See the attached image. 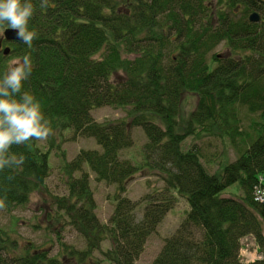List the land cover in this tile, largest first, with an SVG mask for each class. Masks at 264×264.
Returning <instances> with one entry per match:
<instances>
[{"label": "trees", "instance_id": "1", "mask_svg": "<svg viewBox=\"0 0 264 264\" xmlns=\"http://www.w3.org/2000/svg\"><path fill=\"white\" fill-rule=\"evenodd\" d=\"M32 3L31 48L5 41L3 32L13 29L0 26V78L13 60L30 56L23 91L39 101L53 134L11 148L25 163L0 172L3 209L47 193L49 156L65 133L95 147L61 166L63 194L49 193L33 225L46 242L22 243L0 227V264H142L145 243L179 201L187 208L177 226L143 264H264V0ZM187 93L198 101L183 120ZM101 107L123 109L127 119L98 122L92 113ZM134 128L145 137L140 147ZM191 136L215 142L185 146ZM128 148L141 150V162L123 158ZM135 175L162 185L141 198L140 211L126 196ZM92 182L114 190L106 224L96 216ZM67 232L81 247L65 241ZM248 237L258 257L243 263Z\"/></svg>", "mask_w": 264, "mask_h": 264}, {"label": "rangeland", "instance_id": "2", "mask_svg": "<svg viewBox=\"0 0 264 264\" xmlns=\"http://www.w3.org/2000/svg\"><path fill=\"white\" fill-rule=\"evenodd\" d=\"M1 47V46H0ZM220 48H218L215 53H219ZM14 61V60H13ZM12 61V62H13ZM12 64V63H11ZM198 96L186 94L182 97L181 105H180V118H187L192 111L196 108ZM94 119L98 122H107V121H118V120H126V113L123 109L112 108V107H101L95 109L92 113ZM142 129L134 128L131 130L132 135L134 137V141H136V147L141 146L145 142L144 134H142ZM71 133H65L63 141L56 140V144L58 147L53 149V153H50L48 164L51 167L50 176L46 180L47 184V193L40 191H36L34 195L31 196L28 205H26L22 209L17 210H5L0 209V227L5 229L11 236L17 238V240L24 242H32L35 246H41L44 242L47 241L46 236L41 230H34L33 225L37 220L41 222V218L43 216V211H40L43 208L44 211H47V207H45L49 202V193L53 194H63L62 187V176L59 173L61 166L63 163L71 160L75 154L81 150H89L94 149V144L90 139L83 138H73ZM70 137V138H69ZM67 138H69L67 140ZM197 138V137H196ZM195 136L188 137L185 140V146H190L195 142L201 143L204 141L206 146L209 142H215L211 138H200L196 140ZM213 146V143L211 147ZM45 148V147H44ZM132 148V147H131ZM125 149L122 151L123 158L132 159L133 162H137V159L140 157V149ZM61 152H63V157L61 156ZM134 159V160H133ZM141 160V157L139 161ZM138 161V162H139ZM141 162V161H140ZM139 166V163L137 164ZM216 164L209 166V172L213 173L216 168ZM126 196L133 202L138 203L137 210L140 211L139 207L142 208V204H140L141 198L148 193L154 194L155 191H159L162 185L157 182H153V179L141 177L139 175H135L133 179L128 183L126 182ZM237 187L231 189V194H236ZM91 190L93 192L95 204H96V216L101 223L106 224L113 212V200L111 196L114 194V190L112 187H107L104 183H91ZM224 195H230L228 192H224ZM225 197V196H224ZM227 198V197H225ZM186 205L179 201L176 205L172 207L170 211H168L162 222L157 227L154 234H152L147 242L145 243L144 249L141 255L138 258V263H150L159 253L163 239L168 236L174 228L177 226L180 217L182 216V212L185 211ZM37 216V218H35ZM62 227L61 224H57ZM56 227V225L54 226ZM65 229H70L66 227ZM65 241L69 244H75L81 247V238L78 237L75 232H67L65 235ZM20 243V242H19ZM21 244V243H20ZM54 246L56 243L53 242ZM243 255L241 257V261L243 263H249L251 260H255L258 257L257 248L254 243L253 238L248 237V239H244L243 241ZM23 245V244H22Z\"/></svg>", "mask_w": 264, "mask_h": 264}, {"label": "clouds", "instance_id": "3", "mask_svg": "<svg viewBox=\"0 0 264 264\" xmlns=\"http://www.w3.org/2000/svg\"><path fill=\"white\" fill-rule=\"evenodd\" d=\"M47 5L48 0H41L40 7ZM34 11L32 0H0V26L16 30L17 37L29 48L37 38V33L29 29ZM32 71V60L24 55L22 60H14L0 78V172L20 168L25 163L24 155L10 151L14 145L45 141L53 134L39 101L23 91ZM4 206V200H0V209Z\"/></svg>", "mask_w": 264, "mask_h": 264}, {"label": "water", "instance_id": "4", "mask_svg": "<svg viewBox=\"0 0 264 264\" xmlns=\"http://www.w3.org/2000/svg\"><path fill=\"white\" fill-rule=\"evenodd\" d=\"M249 19L251 21H257L258 17L256 14H252ZM3 39L7 42H19V41H21L16 35V30H5L3 32ZM3 53H4V55H7L8 49H6Z\"/></svg>", "mask_w": 264, "mask_h": 264}, {"label": "bare ground", "instance_id": "5", "mask_svg": "<svg viewBox=\"0 0 264 264\" xmlns=\"http://www.w3.org/2000/svg\"><path fill=\"white\" fill-rule=\"evenodd\" d=\"M244 239H248V238H244ZM244 239L241 241V244L243 243ZM239 255H240V256L243 255V244H242V247H241V249H240V251H239ZM251 262H252V260H251Z\"/></svg>", "mask_w": 264, "mask_h": 264}]
</instances>
